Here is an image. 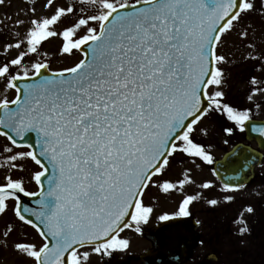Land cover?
I'll return each instance as SVG.
<instances>
[{"label": "snow or ice", "instance_id": "1", "mask_svg": "<svg viewBox=\"0 0 264 264\" xmlns=\"http://www.w3.org/2000/svg\"><path fill=\"white\" fill-rule=\"evenodd\" d=\"M43 8L48 14L33 7L27 20L17 19L15 25L28 27L13 31L15 43L3 45L0 136L11 146L0 153L10 154L0 164L7 169L0 180V215L12 200L17 220L36 229L42 244H13L31 264H92L93 256L125 252L130 241L121 236L124 229L140 232L149 222L154 208L145 204V190L156 187L167 195L194 182L190 169L183 179H165L178 155L213 163L195 140V125L210 113L226 116L241 131L251 120L250 110L224 101L221 65L227 58L218 46L231 32L242 39L249 29L255 33L244 21L253 13L264 17V0H73L67 7L46 0ZM69 14L75 23L58 30ZM53 37L62 41L60 55L79 52L81 58L53 70L42 51ZM245 46L257 48L251 39ZM10 49L17 51L11 59ZM248 58L264 54L250 52ZM249 83L253 95L264 93V79L253 76ZM29 133L35 140L25 144ZM23 147L31 150L14 151ZM25 161L38 166L31 175L37 191L27 190L23 176L14 178V170H26ZM240 187L223 186L226 193ZM21 194L36 197L38 207L25 206ZM200 195H185L176 213L159 219L190 216ZM245 212L255 209L240 212L242 235L249 231ZM11 231L9 224L4 237Z\"/></svg>", "mask_w": 264, "mask_h": 264}, {"label": "rangeland", "instance_id": "2", "mask_svg": "<svg viewBox=\"0 0 264 264\" xmlns=\"http://www.w3.org/2000/svg\"><path fill=\"white\" fill-rule=\"evenodd\" d=\"M45 2L46 0H5V3L0 5V60H3L6 55L3 50L5 42L15 43V38L12 37L11 33L13 31H21L23 33L28 27L27 24L23 27L17 26L15 25V21L17 19L27 20L31 16L30 9L33 7L36 8L37 14H48V10L43 8ZM58 3L67 7L73 4V0H58ZM75 20L76 17L69 14L55 27L58 30H63L65 27H69L75 23ZM244 24H251L255 29V33H253L252 29H249V37L247 38L256 43L257 48L255 50L246 47L247 39H242L236 31L226 34L222 38L224 40L223 44L218 46L219 53L227 58V63L221 65L224 71V83L222 85V90L225 93L224 101L235 108L250 110L252 119L264 121V93L253 95L249 91L251 77L255 76L258 79H264V59L248 58L250 52L255 57H261L264 54V17L258 13H253L245 19ZM61 43L62 41L59 37H53L42 45V51L47 53V59L50 61V66L53 70L71 66L81 58L78 52L71 58L60 55L59 49ZM9 53V59L17 55L15 49H10ZM41 59H44V57H41ZM14 94V91H12L10 98ZM249 95H253L252 100L248 99ZM194 128L196 129L193 134L195 140L208 149L213 156V161L219 159L229 147L238 142H243V132L240 128L237 125L233 127L232 121H229L226 116L220 113H210L200 123L195 125ZM227 128H231L232 131L230 133L226 132L225 129ZM204 130L207 132L206 135ZM4 145L9 144L0 136V153H2ZM14 151L26 150L14 149ZM7 155L10 154L3 153L0 155V164L5 163L4 157ZM17 163H20V161ZM24 163L26 164V170L24 172L14 170V178L23 176L27 190L35 191L31 175L33 171L38 170V167L30 161H25ZM186 169H190L189 175L194 182L186 184L183 192L177 190L165 195L156 187H150V189L145 190V204L152 205L156 209V212L160 211L161 208L170 212H176L185 195L201 194L200 198L204 195L199 187L202 183L210 181L216 185L212 176V165L200 160H196V163H193L192 159L182 155H178L172 162V166L168 170L165 179L173 182L183 179V173ZM6 170V168L0 167V180H2L3 173ZM256 174L264 176V168L258 169ZM259 192L264 193V187H260ZM7 218H12L8 220V225H13V231L7 237H4V232H0V264H24L25 262H23L24 260L20 256H18L20 259L17 258V255L20 254L14 250L13 244L18 241L40 244L41 241L33 228L23 225L17 220L12 209V204L8 205L6 215H0V227L3 226L5 230H7V224H5ZM128 253L130 252L126 251V256H128ZM92 264H98V259H93Z\"/></svg>", "mask_w": 264, "mask_h": 264}, {"label": "flooded vegetation", "instance_id": "3", "mask_svg": "<svg viewBox=\"0 0 264 264\" xmlns=\"http://www.w3.org/2000/svg\"><path fill=\"white\" fill-rule=\"evenodd\" d=\"M244 143L257 150L255 142ZM261 154V163L254 169L253 179L247 185L227 193L215 179L216 185L212 184L210 189L199 186L204 195L189 206L190 216L161 221V215L176 212L163 208L156 212L154 209L149 222L140 226V232L132 227L121 233L130 241L126 250L130 252L128 256L126 251L116 252L110 258L101 260L93 256L92 260L98 259V264H264V193L259 192L260 187H264V176L256 174L258 169L264 168V151ZM225 195H233L235 199L225 201ZM208 199L219 202L212 206L207 203ZM249 205L255 212L244 213L249 231L242 235L239 228L243 225L237 221L241 219L240 212ZM10 219H6L7 226ZM33 230L42 244L39 234ZM5 231L3 226L0 227V232ZM18 256L24 264H31Z\"/></svg>", "mask_w": 264, "mask_h": 264}, {"label": "water", "instance_id": "4", "mask_svg": "<svg viewBox=\"0 0 264 264\" xmlns=\"http://www.w3.org/2000/svg\"><path fill=\"white\" fill-rule=\"evenodd\" d=\"M259 129H264V122L249 121L244 130L247 140L256 141L258 147L264 150V135H261ZM29 140H35V133L26 134L24 143L27 144ZM260 158V153L238 144L214 164V175L223 185L246 184L252 178L253 168L259 164ZM21 198L25 206L38 207L36 197H24L21 194Z\"/></svg>", "mask_w": 264, "mask_h": 264}]
</instances>
